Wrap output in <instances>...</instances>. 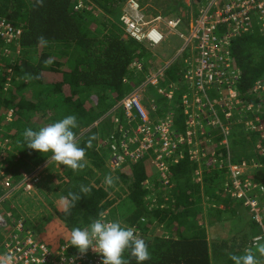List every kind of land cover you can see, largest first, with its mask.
<instances>
[{"label": "trees", "instance_id": "obj_1", "mask_svg": "<svg viewBox=\"0 0 264 264\" xmlns=\"http://www.w3.org/2000/svg\"><path fill=\"white\" fill-rule=\"evenodd\" d=\"M151 1L157 4L168 1L167 15H177L183 5L182 0ZM124 2L0 0V19L21 30L17 42L5 47L4 42L0 43V60L4 64L0 69V122L10 120L7 126H0V138L10 140L8 154H15L12 161L9 160L12 155L7 154L5 161L8 167L14 162L27 163L28 172L43 164L51 154L43 156L26 149L24 130H39L74 115L78 125L73 130L75 141L85 148L83 170L74 172L53 160L42 178L43 184L48 183L43 190L51 192V200L58 207L63 205L61 212L56 211V222L66 227L63 234L54 232L50 239L46 237L51 246L69 240L72 228H86L102 216L105 221H119L123 227H142L140 238L150 253L145 264H233L231 255H242L249 249L246 245L254 226L249 222L228 238L207 240L206 229L199 221L201 189L193 183L191 145L179 144L178 155L169 160L172 184L163 191H159L160 180L153 175L157 171L150 169L144 158L136 163L128 161L114 171L109 166L110 149L103 140L111 133L119 139L115 120L120 125L124 122L120 110L109 112L143 79L137 70L127 72L131 62L134 59L149 62L153 57L146 47L125 38L118 22ZM41 37L46 44L39 43ZM6 49L10 54L4 53ZM231 54L239 72L235 91L244 107L254 105L255 110L260 105L263 131L249 134L243 124H236L227 137L228 145H222L216 152L225 158L229 152L232 161L246 164V175L252 174L255 181L264 182V35L256 25L233 40ZM181 61L182 58L167 71L168 81L175 83L177 89L173 98H159L158 113L149 115L154 118L169 114L173 129L184 139L185 110L181 98L185 83ZM154 63L158 65L159 61ZM125 78L130 84L123 83ZM207 94L216 99L212 91L207 90ZM247 114L250 119L251 113ZM237 119L238 115L233 113L232 121ZM96 121V126L83 133ZM89 141L91 147H87ZM210 160L211 157L207 159ZM255 163L259 168L253 171L250 165ZM20 176H13L12 182ZM106 176L114 180L111 187L104 183ZM221 180L222 174L218 175L214 167L204 175L208 192H213ZM70 193L77 199L72 200ZM232 202L229 197H220L214 204L211 223H222L227 215L233 214ZM66 204L71 205L67 211ZM48 205L51 210L57 209ZM141 219H145L144 226ZM42 222L49 223L48 216ZM123 258L125 264H136L130 251Z\"/></svg>", "mask_w": 264, "mask_h": 264}, {"label": "built area", "instance_id": "obj_2", "mask_svg": "<svg viewBox=\"0 0 264 264\" xmlns=\"http://www.w3.org/2000/svg\"><path fill=\"white\" fill-rule=\"evenodd\" d=\"M194 1L202 7L198 6L195 15L190 10L189 19L193 24L184 31L180 30L183 18L164 13L153 16L146 0H125L123 3L118 22L125 38L146 47L153 57V52L171 34L176 35L182 45L162 65L136 59L131 62L127 72L137 70L143 74V79L109 112L120 110L124 122L120 125L115 120L119 125V139L111 133L103 144L110 149L109 166L113 171L128 161L136 163L144 158L149 168L158 173L154 175L160 180L159 191L171 188L169 160L178 155L179 144L191 145V161L196 167L193 183L201 185L212 167L218 175L222 174L214 197L229 195L248 209L251 220L260 229V234L249 244L253 250L264 244V182L255 181L252 174L246 175L245 163H235L229 152L225 158L216 149L228 145L227 137L236 124H243L245 132L253 134L256 132L254 124L262 123L260 105L257 104L255 110L254 105L244 107L235 91L239 72L233 65L231 48L233 40L247 34L253 25L264 35V0ZM20 35V29L0 19V43L4 42V47L17 42ZM181 58L185 83L181 98L185 110L184 139L173 129L169 114L154 118L149 115L158 113L159 98H173L176 86L168 81L167 71ZM3 67L0 60V69ZM123 83L128 85L130 80L125 78ZM207 90L215 93L216 99L213 100ZM248 112L252 115L250 119ZM233 113L239 117L235 122L232 121ZM10 143L9 139L0 138V264H101V258L91 250L80 255L75 248L68 247L67 239L56 247L51 246L38 221L32 219L35 226H30L28 215H21L19 206L11 204L18 193L35 197L41 175L53 160L50 157L13 183L4 160ZM209 157L211 160L207 161ZM212 162L214 165L209 167ZM250 166L253 171L259 168L257 163ZM144 220H140L143 226ZM149 227L151 235L152 226ZM141 228H132L139 238Z\"/></svg>", "mask_w": 264, "mask_h": 264}, {"label": "clouds", "instance_id": "obj_3", "mask_svg": "<svg viewBox=\"0 0 264 264\" xmlns=\"http://www.w3.org/2000/svg\"><path fill=\"white\" fill-rule=\"evenodd\" d=\"M39 43L44 45L46 41L41 37ZM77 126L76 117L68 115L57 122L41 127L39 130L26 128L22 134L26 149H31L43 156L50 153L52 160L74 172L83 170L85 148L80 147L75 141L73 130ZM87 147H91L90 141ZM212 166L213 164L209 165V167ZM8 174L13 181V175ZM104 183L111 187L114 180L111 176H106ZM82 191L87 192L88 190L82 189ZM69 196L72 200L77 199L71 193ZM70 206V204H66V211ZM68 247L75 248L80 255H85L91 250L101 258V264H125L123 254L126 251H130V255L136 259V264H145L150 260V253L145 241L134 234V229L123 227L119 221L106 222L102 216L92 221L86 228H72ZM257 249L260 255L264 256V244L257 245ZM230 259L233 264H258L255 255L250 250H245L242 255H231Z\"/></svg>", "mask_w": 264, "mask_h": 264}, {"label": "rangeland", "instance_id": "obj_4", "mask_svg": "<svg viewBox=\"0 0 264 264\" xmlns=\"http://www.w3.org/2000/svg\"><path fill=\"white\" fill-rule=\"evenodd\" d=\"M147 2V0H146ZM198 7V4L195 5V7L193 8V10L195 11V9ZM153 12V11H151ZM196 12V11H195ZM159 13V12H156ZM163 13V12H161ZM165 14V13H164ZM167 14V13H166ZM180 30H183L182 27L180 28ZM182 45V41L178 39V37L174 34H171L168 36L167 40L165 41V43L162 45V53L165 55H168L169 57L173 55V53L179 49ZM4 53L6 55L10 54L9 50L6 49L4 51ZM159 53V52H153L154 55H160L161 58H163V54ZM11 145V144H10ZM7 155V154H6ZM50 159V158H49ZM47 169L45 170V173L41 175L40 178V183L38 184L37 188H46L48 187V183L47 181L43 184V179L44 176L46 175ZM203 202L206 204L209 202L208 199H206V195L203 198ZM11 204H13L15 207L19 206L18 210L20 211L21 215H28V219H29V225L30 226H35L34 221L32 219H35L38 221L39 225L43 227V229L41 230L43 233H45L46 236H48V238L50 239V235L51 233L54 232H59L61 234H63L65 232V228L63 225H60L57 221V212H60L57 209H49V206L45 205V200L43 201V199H39L36 197H28L22 193H18L15 195L14 199L12 200ZM56 208H57V204H55ZM54 206V207H55ZM242 209V208H240ZM237 210H239L237 208ZM233 214H229L227 215L222 223H218V222H214V223H206L205 219L203 217H200L199 221L200 223L204 226V228L207 231V237L209 240L219 237V238H225L226 236H230L232 235L237 229H241L245 224L247 225V223H251L254 226V230L256 233H260V229L259 226L254 223L251 218L248 216V213L246 210H241V212L239 211L238 215H233ZM49 218V220L54 219V223L52 225H46L43 224L42 221H44V217ZM51 216V217H50ZM53 221V220H52ZM51 221V222H52ZM59 224V225H57ZM210 224H212V226H209ZM209 227H213L210 228ZM36 230H39L38 228L35 227ZM213 229V230H211ZM41 232V234H42ZM64 237V236H63ZM60 237V238H63ZM214 264V262H213Z\"/></svg>", "mask_w": 264, "mask_h": 264}, {"label": "crops", "instance_id": "obj_5", "mask_svg": "<svg viewBox=\"0 0 264 264\" xmlns=\"http://www.w3.org/2000/svg\"><path fill=\"white\" fill-rule=\"evenodd\" d=\"M182 2H183V5H182V7H181V9L179 8L178 10H177V12L175 13V14H177V15H173L174 13H172V17H180L181 19H182V21H183V26H182V29H186V30H188L191 26H192V24L193 23H191V21H190V19H189V15H190V10H192L193 11V15H195L196 14V12H198L199 10H198V7L195 9V11L193 10V8L195 7V5L196 4H198V6H199V8H201L202 6H201V4L200 3H198V2H195L194 0H182ZM194 2V3H193ZM147 4H148V11H149V13L151 14V15H153V16H155V15H157L158 13H156V12H159V13H161V12H163V13H167V10L169 9V7H168V5L167 4H170L168 1H166V3L165 4H157V3H153L151 0H147V2H146ZM122 6H123V4H122ZM121 6V7H122ZM201 6V7H200ZM198 10V11H197ZM151 11H153V12H151ZM169 14V13H168ZM167 15V14H166ZM190 21V22H189ZM189 22V23H188ZM161 49H162V46L161 47H159L158 49H156V52H159V53H162V51H161ZM175 53V52H174ZM173 53V54H174ZM163 54V53H162ZM172 56H168V55H165V54H163V58H161V56L160 55H155L154 57H152V61H150L149 63H152V64H154V65H156L155 63H154V61L155 60H158L159 61V64L158 65H162V62H166V61H169V59L171 58ZM153 59H155L154 61H153ZM179 60V59H178ZM177 60V61H178ZM180 71H182V61H181V63H180ZM174 85H175V83H173ZM176 86V85H175ZM176 91H177V89H176ZM10 122V120H8L7 118L6 119H3L2 120V123L0 122V126H7V123H9ZM254 126H256V131L257 130H260L261 132L263 131V127L261 126V123L260 124H257V123H255L254 124ZM9 154H11L12 155V157L9 159V160H14V156H15V154H14V152H12V153H9ZM9 154L7 155V156H9ZM5 159H6V155H5ZM4 159V160H5ZM6 165H7V167L9 166L8 165V163H6ZM52 163L50 164V166H48V168H47V170L49 169V167L51 168L52 166ZM13 166V167H12ZM12 166H10V167H6V171L8 170L9 171V168H10V170L11 171H7L8 173H10V174H12L14 177L16 176V174H20L21 176H20V178L22 177V175H24L26 172H28L27 170H26V168H27V163H25V164H15V162L13 163V165ZM12 167V168H11ZM264 173V172H263ZM262 173V174H263ZM154 175V174H153ZM264 175V174H263ZM262 178H264V176H262ZM222 179H223V177H222ZM221 182H222V180H221ZM221 182H220V184H221ZM219 184V185H220ZM199 187H200V189H201V210H202V212H201V214H200V216L199 217H203L204 219H205V221H206V223H211V218H212V216H213V212H214V207H215V202H217L218 201V199L220 198V197H224V198H226V197H229V198H231L232 199V207H233V210H234V213H233V215H238L239 214V211L241 212V210H246L247 211V213H248V216L250 217V215H249V212H248V209L246 208V207H244L243 205H241L238 201H236L235 199H233L231 196H229V195H222V194H219L218 195V197L217 198H215L214 197V193H215V191H216V189L219 187H217L213 192H208V190H209V188L207 189L206 188V186H205V183H204V179H203V183L201 184V185H199ZM205 195H206V199H208L209 200V202L208 203H204L203 202V198L205 197ZM35 197L36 198H39L40 200L41 199H43V201L45 200V205L46 206H49L48 204H51L53 207L55 206V203L53 202V200H51V197H52V195H51V192L48 190L47 192L45 191V190H43V188H37L36 189V195H35ZM63 203V202H62ZM57 205H59V204H57ZM62 205V204H61ZM56 207V206H55ZM237 208L239 209V210H237ZM240 208H242V209H240ZM62 209H63V205L61 206V207H58L57 206V210H59L60 212L62 211ZM232 215V216H233ZM46 217V216H45ZM44 217V218H45ZM51 217V216H50ZM47 218V217H46ZM53 220V221H52ZM52 221V222H51ZM54 219H52L51 218V220H50V222H49V225H52L53 223H54ZM46 225H48V223H46ZM203 226V225H202ZM209 226H212V224H210ZM204 227V226H203ZM210 228H213V227H209V229ZM211 230H213V229H211ZM207 232V231H206ZM260 233H256L255 231H253V233L249 236V240H248V242H247V245H246V247H248L249 246V244H250V242H251V240H252V238H254L255 236H257V235H259ZM47 235V234H46ZM216 238H219V237H216ZM225 238H228L227 236L225 237ZM207 240H209V239H207ZM210 241V240H209ZM248 250H250L254 255H255V257H256V259H257V261H258V264H264V256H262V255H260V253L258 252V249H253V250H251L250 248L248 249Z\"/></svg>", "mask_w": 264, "mask_h": 264}]
</instances>
